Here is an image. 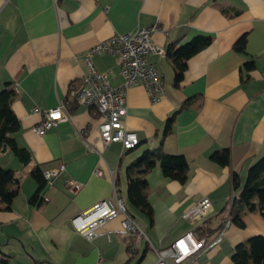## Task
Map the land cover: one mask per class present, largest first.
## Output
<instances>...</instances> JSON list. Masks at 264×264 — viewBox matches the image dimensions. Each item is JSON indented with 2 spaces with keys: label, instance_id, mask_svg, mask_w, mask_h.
<instances>
[{
  "label": "crops",
  "instance_id": "obj_1",
  "mask_svg": "<svg viewBox=\"0 0 264 264\" xmlns=\"http://www.w3.org/2000/svg\"><path fill=\"white\" fill-rule=\"evenodd\" d=\"M153 25L160 29L151 41L165 51L198 35L212 42L186 61L178 82L170 58L147 57L163 76L164 92L152 103L141 86L127 90L123 124L138 139L134 151L128 153L120 143L104 148L101 119L75 104L66 121L43 136L33 132L41 116L32 109H54L79 87L89 50L115 34ZM241 37L246 39L243 54L233 50ZM91 61L112 87L120 85L117 57L95 55ZM248 62L253 68L246 71ZM6 83L15 91L11 108L20 124L14 139L31 161L23 167L11 161L9 151L0 155L1 167L6 161L17 165L19 181L10 209L0 205V264H155L153 250L185 232L198 235V227L209 225L213 234L230 215L249 167L264 155V0H0V90ZM158 148L183 156L188 177L180 184L164 177L158 164L150 169L144 177L152 209L147 218L126 204L125 170L143 152ZM224 149L230 153L227 166L210 160ZM60 164L65 171L31 205L37 185L29 169ZM94 170L102 175H93ZM233 172L240 178L237 190ZM68 179L81 185L78 193L65 191ZM114 186L144 236L124 237L120 219L99 227L93 240L76 233L72 218L110 200ZM202 198L211 203L208 217L184 221V211ZM240 220L243 226L232 223L217 249L189 264H233L237 245L264 238L260 213L245 212ZM131 242L137 244L134 254L128 251Z\"/></svg>",
  "mask_w": 264,
  "mask_h": 264
},
{
  "label": "built area",
  "instance_id": "obj_2",
  "mask_svg": "<svg viewBox=\"0 0 264 264\" xmlns=\"http://www.w3.org/2000/svg\"><path fill=\"white\" fill-rule=\"evenodd\" d=\"M159 29L157 25H153L125 34H115L89 50L83 58L87 73L81 78L79 87L70 91L66 100L59 102L54 109L49 111L32 109L33 114L41 116V121L34 126L33 132L37 136H43L58 123L66 121L70 114V105L75 104L92 110L101 119L98 131L104 148L113 143H120L123 150L138 145L135 134L124 129L126 92L131 87L141 86L150 102L156 103L161 98L164 92L163 76L155 64L147 61L149 55L166 56V51L155 46L151 41L152 35ZM102 54L112 55L119 60L118 76L121 78V83L117 87H112L108 75L99 73L92 64V57ZM64 171L63 164L43 170L42 178L46 186H52ZM93 175L101 176L102 172L94 170ZM64 189L74 195L81 189V185L68 179L65 181ZM237 200L238 197L234 198L232 205ZM43 201L46 199L43 198ZM210 210V200L202 198L186 209L181 218L194 224L205 220ZM115 219H120V232L124 237L136 239L144 236L128 214L125 202L115 186L110 200L96 203L85 213L72 218L71 224L76 233L93 240L97 237L96 230L99 227ZM231 224V216L228 215L213 234L198 238L192 232H185L167 247L153 250L155 264H189L206 252L217 249ZM133 249H137L136 243L133 244Z\"/></svg>",
  "mask_w": 264,
  "mask_h": 264
},
{
  "label": "trees",
  "instance_id": "obj_3",
  "mask_svg": "<svg viewBox=\"0 0 264 264\" xmlns=\"http://www.w3.org/2000/svg\"><path fill=\"white\" fill-rule=\"evenodd\" d=\"M212 42L210 36L198 35L189 43L176 47L169 46L166 56L172 60L175 81L178 82L182 78V71L186 61L192 56L209 46ZM245 37H241L234 45L233 50L237 53L245 52ZM245 70L249 71L253 68V62L245 64ZM15 99V91L10 83H6L0 90V155L9 151L23 166L30 164V153L22 147H19L14 139L20 129V124L12 111L11 105ZM171 120H168L164 134L170 128ZM137 146V145H136ZM126 150L128 153L133 149ZM210 160L219 166H227L230 161V153L228 149H224L219 153L210 156ZM159 165L164 177L184 184L188 177V163L183 156L167 155L162 152L161 148L154 151H145L138 157L126 170L127 191L126 204L132 209L137 210L145 217L150 218L152 209L146 197V181L144 179L146 173ZM28 175L36 183L37 188L30 197L29 203L36 205L40 202V194L46 186L42 178V170L35 165L28 171ZM233 189L240 187V178L235 172L232 173ZM19 189V181L15 176V172L0 166V205L4 210H9L13 200L16 198ZM126 210L129 211L126 206ZM245 212L260 213L264 218V155L256 160L248 169L247 177L241 188L238 200L233 202L230 210L231 222L238 227H242L240 220L241 215ZM130 215V214H129ZM131 217V216H130ZM198 238L210 235L209 225L198 227L196 230ZM134 242L130 243L129 253L134 254L137 249H133ZM231 260L233 264H264V238L261 236L253 237L244 244H239L232 252Z\"/></svg>",
  "mask_w": 264,
  "mask_h": 264
},
{
  "label": "rangeland",
  "instance_id": "obj_4",
  "mask_svg": "<svg viewBox=\"0 0 264 264\" xmlns=\"http://www.w3.org/2000/svg\"><path fill=\"white\" fill-rule=\"evenodd\" d=\"M8 157L11 159L12 162H15V164L18 163V160L9 152L8 153ZM2 165H4V168L12 170L15 172V168L17 167V165H14V163H9L8 161L4 162Z\"/></svg>",
  "mask_w": 264,
  "mask_h": 264
}]
</instances>
